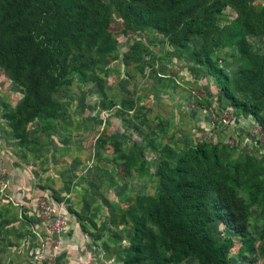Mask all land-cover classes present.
<instances>
[{
  "label": "rangeland",
  "instance_id": "obj_1",
  "mask_svg": "<svg viewBox=\"0 0 264 264\" xmlns=\"http://www.w3.org/2000/svg\"><path fill=\"white\" fill-rule=\"evenodd\" d=\"M88 1L89 13L108 15V30L68 71L37 61L54 78L50 103L40 100L16 123L28 94L0 65V264H127L131 213L163 189L167 167L200 144L219 149L223 172L239 162L252 180L233 181L234 196L223 189L220 198L253 251L211 212L216 248L226 264H264V132L223 95L206 64L221 68L238 100L264 116V0ZM44 105L48 115L34 111ZM258 182L262 192L251 202L247 190ZM41 199L68 218L60 232L44 225ZM155 246L165 264H202L201 248L172 263L161 242Z\"/></svg>",
  "mask_w": 264,
  "mask_h": 264
},
{
  "label": "trees",
  "instance_id": "obj_2",
  "mask_svg": "<svg viewBox=\"0 0 264 264\" xmlns=\"http://www.w3.org/2000/svg\"><path fill=\"white\" fill-rule=\"evenodd\" d=\"M88 3V0H0V65L23 84L28 94L18 108L14 123L29 115L28 111L40 100L50 103L47 95L54 88V78H49L39 66V59L47 58L51 68L68 71L66 65L79 64L83 52L92 51L108 30V15L103 19L96 17L100 14L98 9L89 13ZM147 16L142 13L141 21ZM202 57L205 62L207 58ZM206 64L220 79L223 95L247 114L255 115L264 132V116L259 115L258 107L238 100L224 71L211 61ZM66 73L64 79L68 77ZM47 108L44 105L34 111L48 115ZM185 154L176 166L167 167L170 176H165L166 182L157 196L141 211L131 213L133 237L126 249L127 264H165L156 249V241L164 246L172 263L185 260L188 250L201 248L199 261L202 264H226L224 249L216 248L217 242L211 236V212L240 235L245 253L253 251L252 240L235 217L233 206L220 198L223 189L234 196L233 181L244 185L251 183V178L241 173L239 162L223 172L219 149L215 146L200 144ZM189 160L195 171L189 169ZM261 192L260 182L253 183L252 190H247L251 202ZM235 201L245 207L241 200ZM148 224L155 226L158 232L154 233Z\"/></svg>",
  "mask_w": 264,
  "mask_h": 264
},
{
  "label": "built area",
  "instance_id": "obj_3",
  "mask_svg": "<svg viewBox=\"0 0 264 264\" xmlns=\"http://www.w3.org/2000/svg\"><path fill=\"white\" fill-rule=\"evenodd\" d=\"M38 207L47 228L56 229V232L65 228L68 218L64 212H59L47 199H41Z\"/></svg>",
  "mask_w": 264,
  "mask_h": 264
},
{
  "label": "crops",
  "instance_id": "obj_4",
  "mask_svg": "<svg viewBox=\"0 0 264 264\" xmlns=\"http://www.w3.org/2000/svg\"><path fill=\"white\" fill-rule=\"evenodd\" d=\"M24 199V198H23Z\"/></svg>",
  "mask_w": 264,
  "mask_h": 264
}]
</instances>
